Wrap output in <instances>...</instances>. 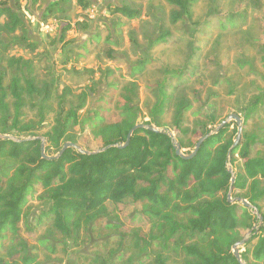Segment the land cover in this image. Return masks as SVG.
<instances>
[{
	"label": "rangeland",
	"instance_id": "obj_1",
	"mask_svg": "<svg viewBox=\"0 0 264 264\" xmlns=\"http://www.w3.org/2000/svg\"><path fill=\"white\" fill-rule=\"evenodd\" d=\"M189 1L190 16L173 21L174 7L166 0H0L21 17L26 42L32 44L15 42L20 32H9L0 17L5 85L16 75L23 86L28 79L47 92L30 96L23 87L21 125L32 129L12 138H41L44 153L52 155L56 150L47 147L43 133L54 125L59 105L76 106L84 99L86 109L107 106L103 100L109 91L110 107L123 97L134 101L129 93L132 81L138 86L133 104L141 109L142 123V116L148 120L153 85L164 67L183 70L184 85L176 89L174 99L184 97L191 103L181 125L189 131L183 154L192 150L195 138L190 132L201 131L208 113L214 111L217 121L232 113L242 120L241 110L264 91V0ZM52 2H60L62 11L45 18L44 10ZM123 5L138 10L139 16L127 18L114 11ZM159 36L161 41L153 42ZM141 62L143 70L132 75ZM8 101L11 112L12 100ZM164 121L172 126L171 118ZM78 130L71 133L81 136ZM245 131L257 137L256 151L264 156V108L253 114ZM48 202L41 188L31 195L20 224L26 246L4 232L7 243L0 244V264H154L156 254H162L166 264H182L185 258L174 239L163 244L159 223L130 199L107 201L101 215L82 221L68 235L47 224L28 236L26 227L33 226ZM252 213L259 215L255 209ZM258 226L262 221L254 228ZM238 230L249 236V230ZM243 250L240 246L239 252Z\"/></svg>",
	"mask_w": 264,
	"mask_h": 264
},
{
	"label": "trees",
	"instance_id": "obj_2",
	"mask_svg": "<svg viewBox=\"0 0 264 264\" xmlns=\"http://www.w3.org/2000/svg\"><path fill=\"white\" fill-rule=\"evenodd\" d=\"M166 1L174 7L173 21L190 16L189 0ZM57 11H62L61 3L52 2L43 15L51 17ZM114 11L127 18L139 16L138 10L124 5ZM0 17L9 32H20L15 42L32 46L26 42L23 20L12 8L0 4ZM161 39L159 36L153 42ZM143 63L133 69L132 75L143 70ZM262 64L264 68V46ZM184 81L181 68L162 69L160 80L153 85L155 97L146 111L148 120L142 116L144 126L133 129L126 144L141 110L133 104L138 99L135 81L129 90L134 101L123 97L110 107L113 91H109L108 99L103 100L107 106L86 109L84 99L76 106L59 105L54 125L43 133L47 147L56 150L52 155L45 153L52 157L46 159L40 153L41 138L14 139L11 135L19 136L32 129L21 125L23 87L30 96L47 92L37 89L32 80L24 79L23 86L16 75H11L5 85V75L0 72V135L11 136L0 138V244L7 243L4 232H8L11 240L25 248L26 240L20 234L23 209L41 188L49 202L33 226L26 227L28 236H34L37 228L47 224L68 235L82 221L101 215L107 201L130 199L159 223L164 245L174 239L185 256L182 264H264V156L256 151L257 137L245 131L253 114L264 108V91L241 110L242 133L236 145L233 141L237 124L230 121L205 138L192 157L181 158L175 154L173 144L177 141L180 148L183 146L189 131L181 125L191 103L184 97L174 99V94ZM8 99L12 100L11 112ZM81 111L84 112L80 114ZM166 118L172 119L171 127L164 121ZM219 122L214 111L208 113L201 131L190 132L195 138L193 148ZM145 126H154L158 131ZM73 129H79L82 135H73ZM163 129L173 130L174 139ZM65 142L95 152L82 153L67 147L56 157ZM236 197L245 199L250 206L235 201ZM253 209L262 217V226L257 228L254 225L259 219ZM240 227L250 233L238 260L232 246L245 237ZM154 264H166L162 254H156Z\"/></svg>",
	"mask_w": 264,
	"mask_h": 264
},
{
	"label": "water",
	"instance_id": "obj_3",
	"mask_svg": "<svg viewBox=\"0 0 264 264\" xmlns=\"http://www.w3.org/2000/svg\"><path fill=\"white\" fill-rule=\"evenodd\" d=\"M136 120H137V124L135 126H133V128L128 133L127 140H126L125 144L128 142V139H129V137H130L133 129H135L137 127H143L144 126L142 123H140V121H141V117L140 116H138ZM231 120H234L235 123L237 124L236 137H235V139L233 141V145H236L237 142L240 139V135H241V132H242V126H241L242 120H241V118H239L237 116V114L232 113V114H229L226 119H223L222 121H220L212 130H210L209 132H207L204 135H202L198 139V141L195 143V146H194L193 150L189 154H183L181 152L180 144L177 141H174L173 146H174V149H175V154L178 155V156H180L181 158H190V157H192L195 154L197 148L200 146L201 142L205 138H207L208 136L216 133L224 124L228 123ZM145 127L147 129H149V130L154 131V132L158 131V129L156 127H154V126H145ZM161 131L164 132V133H166L170 138L174 139V134L170 130L163 129ZM0 138H11V136L10 135H7V134H4V135H0ZM67 147H73V148L79 150L82 153H94L95 152V151H87V150H84V149L80 148L79 146L75 145L74 143L65 142L62 145L61 149L58 151V153L55 156L57 157L58 155H60L64 151V149L67 148ZM40 153H41V157L42 158H46V159L52 158L51 156H47L44 153V144H43V142H41V145H40ZM228 170L231 171L229 165H228ZM233 181H234V177L232 176L231 177V182H233ZM227 198H228L229 201H231L230 194L227 195ZM235 201H240L244 206H247V207L250 206V204L245 199H243V198L236 197L235 198ZM258 219H259V223H261L262 217L260 215H258ZM248 233H250V230L248 231ZM246 240H247V237L245 236L242 239L236 241L233 244V246H232L233 255L238 260H240L239 247L242 246L245 243Z\"/></svg>",
	"mask_w": 264,
	"mask_h": 264
}]
</instances>
